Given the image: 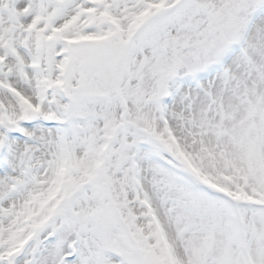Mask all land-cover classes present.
<instances>
[{"label": "snow or ice", "instance_id": "6c2138e0", "mask_svg": "<svg viewBox=\"0 0 264 264\" xmlns=\"http://www.w3.org/2000/svg\"><path fill=\"white\" fill-rule=\"evenodd\" d=\"M0 264H264V0H0Z\"/></svg>", "mask_w": 264, "mask_h": 264}]
</instances>
